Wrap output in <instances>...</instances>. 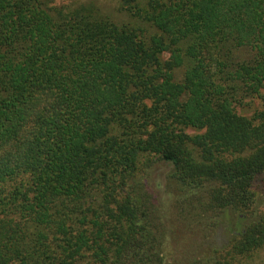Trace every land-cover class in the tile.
<instances>
[{"label": "trees", "instance_id": "obj_1", "mask_svg": "<svg viewBox=\"0 0 264 264\" xmlns=\"http://www.w3.org/2000/svg\"><path fill=\"white\" fill-rule=\"evenodd\" d=\"M57 1L0 0V264H164L158 165L208 264L264 250V0Z\"/></svg>", "mask_w": 264, "mask_h": 264}, {"label": "rangeland", "instance_id": "obj_2", "mask_svg": "<svg viewBox=\"0 0 264 264\" xmlns=\"http://www.w3.org/2000/svg\"><path fill=\"white\" fill-rule=\"evenodd\" d=\"M75 2V0H58V4ZM145 3L149 0H144ZM76 3L94 4L107 13L118 23H125L129 19L120 10L121 0H78ZM264 93V90H263ZM260 99H255L250 106L239 108L238 112L251 116L261 109ZM189 132H194L189 130ZM169 168L158 165L151 172L148 191L152 196V204L160 214L166 228L164 245V264H208L216 249H221L229 242L234 228L233 223L221 219L216 227L204 221L199 224L182 222L178 207L175 204L177 193L167 182ZM255 190L260 197V204L264 209V177L255 184ZM238 264H264V250L258 251L249 258L242 259Z\"/></svg>", "mask_w": 264, "mask_h": 264}]
</instances>
